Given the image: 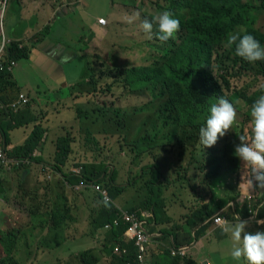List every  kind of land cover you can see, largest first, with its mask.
<instances>
[{
    "label": "trees",
    "instance_id": "obj_1",
    "mask_svg": "<svg viewBox=\"0 0 264 264\" xmlns=\"http://www.w3.org/2000/svg\"><path fill=\"white\" fill-rule=\"evenodd\" d=\"M165 1L169 3L167 10L180 21L177 39L170 42L172 49L167 55L157 58L152 62L153 64L146 66L113 68L110 64L107 65L101 56L91 55L88 52L86 56L90 57L84 73L80 81L69 88L68 96L64 98H68L66 101L63 99L47 101L46 106L38 114L29 111V105L18 113L12 112L10 108L8 111L6 107L0 111L4 117V120L0 121V129L3 128L6 121L5 117H11L8 128L23 130L27 135L24 144H19L12 150L5 148L8 159H28L37 165L45 166L47 174L50 171L60 173L58 176L55 174V180L48 185L45 182L42 185L38 176L37 183L29 188L28 178L31 166L5 167L0 164V174L4 172L13 177L8 180V192L3 199L17 198V195L21 194L18 199L21 200L24 207H28V214L34 213V221L38 220L35 224L36 227L47 228L48 235L52 231H58L55 227L62 225L63 220L71 211V206L68 204V199L71 198L67 195L69 184L74 185L83 180L105 184L106 187H112L109 193L114 200H117L118 195L126 191L124 188L120 190L115 185V172H108V165L103 162L98 164L93 161L81 164L82 175L68 174L69 172L65 171L73 163L75 157L82 153L77 143L82 138L83 131H89L92 127H101V134L93 137L101 138L104 143L107 135H110L113 125L106 123L103 119L104 117L110 119L112 111L108 110V113L105 105L99 106V103L94 102L96 97H101L98 95L99 92L113 93L116 87H122L135 96L146 99L148 96L152 97L151 105L134 108V114L152 113L153 115L151 127L155 131V135L148 141L151 144V149H140L136 143L134 149L138 155L142 151L152 153L157 158L156 161L160 159L158 156L161 155V162L164 165L169 154L177 151L181 157H186L188 151L199 143L190 139L196 131L205 125L210 106L216 103L219 97L223 96L228 99L234 104L237 113L241 112L235 103L240 98L248 100V97L238 92H232L227 96L225 92V88L229 90L232 87L231 83L234 77H239L242 73H251L264 82V61L249 63L235 54L234 46L230 47L227 44V37L230 33H240L241 36L251 34L264 48V33L258 27L261 17L264 16V0H186L187 6L181 0ZM11 2L19 5L17 0H11ZM162 3L163 0H157L155 4L159 11H162V7H164ZM122 6L125 7L123 4ZM143 16L149 17L153 22L156 17L147 14ZM49 28L50 26L39 35L41 33L47 35ZM37 37L42 40V37ZM171 40L172 38H170ZM8 48L9 57L20 61L21 58H28L33 47L20 48L19 44L12 43ZM0 80L8 81L10 85L16 84L8 72H0ZM8 89H12V86H9ZM260 95L261 92L256 94L248 106L251 107ZM3 104H7V102L3 100ZM121 112L118 110L116 113L120 116ZM25 113L29 114L28 118L21 121V116ZM28 124H32L29 136L24 126ZM85 126L88 128L85 129ZM5 132L7 135L5 146L8 147L9 135L6 130ZM91 133L94 132H88L90 138ZM117 134L119 133H115V135ZM227 134L226 137H229ZM167 136L174 137L171 143L165 142ZM114 140V137H109L110 142ZM95 143L100 145L99 141H95ZM107 147L101 146V149ZM39 149L42 151V155L36 153ZM99 149L100 147L95 151V155ZM208 150L207 160L202 164L205 171L207 170L208 180L218 178L222 170L233 169L237 164H240L234 154L228 158V161L222 162L216 150L212 148ZM81 165L77 164V166ZM137 166L141 167L140 175L142 177L150 173L152 176L148 182L150 189L147 198L139 199L141 206L139 209H132V213L135 212L139 217H142L143 213H147L148 216L142 217L141 221H144L143 227L148 230V234L161 242L171 243V247L165 246L166 250L160 247L163 256L156 257V264H199L188 256L181 254L173 256L171 252L174 249L182 252L199 241L214 223V220L209 219L210 217L219 215L233 220H237V217L242 220H250L252 217L264 219V193L256 194L250 200H246V198L243 200V195L232 199L222 198L217 200L212 208L207 204L200 206L199 201L204 196L198 195L197 198L191 200V213L186 216V224H183L182 220L185 216L182 215L189 210L187 197L179 191L171 193L166 182L160 181L161 167L156 162L150 165L140 163ZM26 172L28 175L23 178ZM1 182L3 180L0 177V186H2ZM129 184L130 187H134L133 181ZM103 187L106 188L104 185ZM116 188L118 192L114 190ZM70 192L80 193L73 189H70ZM51 195L55 198L54 207ZM228 205L232 210V216L229 213H227L228 216L224 214ZM8 207V210L2 214L11 215L12 212H15L11 205ZM75 208H72V213ZM222 209L224 210L222 211ZM117 215H120L117 208L111 204H104L96 220L97 230H103L106 224L113 223ZM171 216H182L181 224L176 229L166 228L170 225ZM47 217L52 221L49 228ZM153 224H155L154 228L151 227ZM127 227L128 224L121 223L120 227L107 232V243L104 249L106 254L112 256L117 264H125L128 257L135 258L137 252L134 243L128 241V237L125 235ZM155 229H157L156 232ZM3 231L0 230V244L4 247L5 255L0 258V264H24L19 262L18 255L21 250L27 256L26 258L32 254L29 238L27 235L25 236L24 243L16 253L19 246V242L16 241L17 236L10 235L12 234L10 232L1 234ZM117 245L126 250L129 249V256L125 255L121 258L114 256V249ZM33 258L39 261L37 252H34Z\"/></svg>",
    "mask_w": 264,
    "mask_h": 264
},
{
    "label": "rangeland",
    "instance_id": "obj_2",
    "mask_svg": "<svg viewBox=\"0 0 264 264\" xmlns=\"http://www.w3.org/2000/svg\"><path fill=\"white\" fill-rule=\"evenodd\" d=\"M66 2L68 0H60L59 6L61 7ZM114 2L125 6L123 13L116 15L114 17L116 19L113 21L109 22L107 20L108 25L104 28V32L100 33L102 38H99L100 30L94 29V26H97L95 19L98 16H103L105 19L112 17ZM156 2L157 0H75L70 7H64L62 11H65L53 20L47 35L45 33L39 35L40 32L29 33L30 43L34 40L40 41L37 39V36H40L42 37V42L46 43L49 41L54 49L67 52L72 57L64 65V70L68 72L69 81H80L90 57L86 56L88 52L91 55L101 56L102 59H105L106 64H110L113 68L150 65L157 58L167 55L172 49L170 42H174L177 39V33H175L171 41L169 39L167 42H161L158 39L159 30L155 22L153 23L151 39H148L139 27L143 19L147 18L150 20L149 17H144V14L157 17L160 13L169 11L167 10V6H169L167 1L163 0L162 4L164 7H162V11L155 7ZM181 2L185 6L188 4L186 0H181ZM15 9L16 7L13 6L10 14H13ZM137 12L140 14V19L135 22H129ZM8 13L9 11H7L3 20L5 35L8 33L9 27L16 22L15 18H8ZM45 24H39L37 20L30 27H33L35 31H39L38 27L42 26L41 30H44ZM258 27L264 33V16L261 17ZM27 47H33V44ZM19 60V77L23 84L22 89L25 92L29 93L33 98H37L52 89V87L47 86L48 81L41 79L44 77V73L37 63H31L27 58ZM263 83L262 79L254 77L251 73H242L239 77L232 79V87L229 90L225 88L227 96L232 92H238L243 96H247L248 100L240 98L235 103L241 109V112L237 113L236 122L227 134L229 137L225 135L219 138L218 142L211 147L217 151L222 162L228 161V158L233 156L235 145L240 143L239 135H244L249 140L251 139V117L248 105L256 94L260 92L261 95L264 94ZM15 89H18V86ZM106 92L108 91L99 92L98 95L101 97H96L94 102L99 103V106L105 105L106 112L108 110L112 111L110 119L106 117L103 119L106 123L113 125L110 135H107L104 143L101 138L93 137L101 134V127H92L89 130L94 132L91 133V138L88 136L89 131H83L82 138L77 143L82 153L80 156L75 157L73 163L65 170L69 172L68 174H73L75 170L81 169L77 164L81 165L93 161L98 162V164L103 162L108 165V172H115V185L120 190L121 188L126 189L125 192L127 193L122 198H127L128 202L132 203L134 202V194H136L137 201L147 198L150 189L148 182L152 176L150 173L142 177L140 175L141 167L137 165L140 163L150 165L156 162L161 167L160 181L166 182L171 193L179 191L187 197L189 210L182 215L185 216L184 220H182L183 224H186V216L191 213V200L197 198L198 195L204 196L199 201L200 206L207 204L212 208L214 203L222 198L232 199L243 195L250 200L256 194L264 193V189L258 188L254 179L253 188H249L248 181L251 178V172L249 166L244 165L239 158H237V161L240 164H237L235 168L226 171L222 170L218 178L208 180L207 170L205 171L202 164L207 160L208 149L211 148H204L200 143L192 147L186 157H181L177 151L169 154L166 157V165L161 162V155L158 156L160 158L158 161H156L157 158L152 153L147 151H142L138 155V152L134 149V144L136 143L140 149H151V144L148 141L154 137L155 131L151 127L152 113L134 114V108L142 105H151L150 100L152 97L148 96L146 99L135 96L122 87H116L113 93ZM60 95L63 97L66 93L61 92ZM50 99L55 98L51 97ZM67 99H63V101ZM109 106L111 107L109 108ZM118 110L122 111L120 116L116 113ZM84 128L87 129L88 126ZM15 133L20 136L19 144H21L25 137L24 131L15 129ZM115 133L119 134L115 135ZM110 136L114 137L115 140L110 142ZM165 138L166 143H171L174 139V137L169 136ZM190 140L199 142V131H196ZM95 141H99L100 145L98 146ZM101 146L108 147L101 149ZM99 147L100 149L95 155V151ZM36 169L37 166L34 167V171ZM49 169H51L50 166ZM3 174L4 178L13 179L11 174ZM55 174L56 176L60 175L59 172L55 173L54 171H50L47 174L45 166L41 167L39 169L40 183L42 185H44V182L46 185L51 184L56 178V176L54 177ZM131 181H133L134 187H130L129 182ZM34 183L35 181L31 180L32 185L28 183V187L31 188ZM101 185L106 187L105 184ZM68 188L67 195L71 198L68 199V204L71 206V211L63 220L64 223L55 227L58 231H52L50 235H48L47 228L36 227L35 224L38 220L34 221V213L28 214V207H24L21 200L18 199L21 194H18L17 198L10 197L9 200L5 199L6 205H11L15 212H12L11 215L0 214V230H4L1 234L10 232L12 233L10 235L17 236L16 241L19 242V246L16 253L24 243L26 235L32 245V254L28 258L21 250L18 255L19 262L24 264H34L35 262L38 264H117L112 256L106 254L104 249L107 243V232L96 228L97 217L104 205L102 200L99 199L95 192L85 191L75 194L70 192V187ZM106 188L110 190L112 187L108 186ZM114 190L118 192L117 188ZM1 191L2 189L0 188ZM54 199V196L51 195L53 207L55 206ZM118 199L119 197H117ZM117 200L115 202L118 205L121 203L124 208L123 201L120 200L118 203ZM72 208H75L73 213ZM46 209L48 210L47 206ZM182 216H171L172 220L169 222L170 225L168 227L178 228V225L181 224ZM47 219L49 220V228L52 221L49 217ZM228 222L235 224L238 221L228 220ZM246 231L250 233L264 231V225L257 226L251 223L246 228ZM44 240L46 241L43 243ZM64 240L65 242L63 243ZM207 241L206 244L203 243L198 247V249H202L203 252L209 255L205 257V260L201 261L202 264H205V262H208V264H247V261L243 258L240 261H234L231 258L230 253L233 241L230 235H228L227 239L220 240V234L213 233ZM160 242L154 244V250L150 254V264H156V257L163 256L160 247H163L164 250H166L165 246L171 247L169 242L164 243V241L163 244H160ZM4 251V247L0 244V258L5 255ZM34 252L38 253L39 261L33 258Z\"/></svg>",
    "mask_w": 264,
    "mask_h": 264
},
{
    "label": "clouds",
    "instance_id": "obj_3",
    "mask_svg": "<svg viewBox=\"0 0 264 264\" xmlns=\"http://www.w3.org/2000/svg\"><path fill=\"white\" fill-rule=\"evenodd\" d=\"M10 2L11 0L9 1V4ZM99 19H98V24H99ZM139 19H140V14L137 12L130 19L129 22H135L136 20H139ZM154 22L158 25V30H159L158 39L161 42H167L180 29L179 19L174 18V14L169 11H164L160 13L157 17H155ZM154 22L145 18L142 20V22L139 25V27L141 28V30L143 31V33L148 39L152 38ZM107 25H108V21H107ZM106 26H102V27H106ZM0 28L2 31V32L0 31V39L3 40L5 39L4 34H3V23H2V26L0 24ZM11 44L7 43V57L9 59L11 58L9 57L8 46ZM227 44L230 47L234 46L235 54L241 59L249 63H255L257 61H264V48L261 47L259 41L251 34H244L241 36L240 33H230L227 37ZM12 60L18 63L16 59H12ZM13 71L8 72V73L12 74ZM2 73H5V72H2ZM22 94L27 97L26 94L20 93L15 100L7 104H3V101H2V103H0V111H2L6 107L7 110L10 108L12 112L18 113L21 109L26 108L28 105L30 106L31 100L27 97L28 103L25 106L20 107L17 111L11 108V105L17 102L19 100L20 95ZM236 117H237V111H236L234 104L230 102L228 99L224 98L223 96L219 97L217 102L213 103L210 106L209 115L206 118L205 125L199 129V143L203 145L204 148L213 147L218 142L219 138L224 137L232 129L233 125L236 122ZM250 117H251V121H250L251 139L249 140L244 135H239L238 139L240 143L235 145L233 154L234 156L239 158L243 162L244 165L246 164L249 166V169L251 172V178L248 181L249 187L253 188V179H254L257 182V187L264 189V94L260 95L255 100V102L251 105ZM0 148H2L5 153H6L5 148L11 150L9 147H6L5 145H0ZM6 158H8L7 153H6ZM16 160H19V159H16ZM25 160H28V159H25ZM9 161H12V160H9ZM32 165H33V162L29 166H32ZM12 166H16V165H12ZM21 166H16V167H21ZM78 167L81 168V174L79 175H82L83 167L81 166H78ZM3 173L4 172H2L1 174L3 176V179H2V176L0 177H1V180H3L4 182V183L2 182V186L4 188L5 186H9L8 182H6L9 179L4 178ZM73 174L78 175L75 172H73ZM88 182H92V181H88ZM87 191H91V190H87ZM7 192L8 190H5L4 188V195L2 196V200L4 201L5 199L3 198L4 196H6ZM82 192H85V191H82ZM97 196L99 195L97 194ZM99 198L101 199L100 196ZM244 199L245 197L243 198V200ZM102 202H104L105 205H107L108 203L107 200L105 201L102 200ZM116 205L119 206L117 203ZM119 207L127 212L132 213V211L128 209H124L122 206H119ZM229 207L230 205H228V208ZM223 210L224 209H222V211ZM209 219L214 220V224L216 226H222V231L225 234L230 235V238L233 241L232 250H231L230 255L234 261H240L243 258L244 260L247 261V264H264V231H256L255 233H250L246 231V228L249 227L251 223H255L256 225H264V219H256L255 217H252L250 220H242L240 217H237L238 222L235 224H230L228 220L230 221H237V220L224 218L219 215L210 217ZM113 223H108V224H113ZM108 224H106L103 228V230L106 232H109L113 230L114 228L119 227V226H115L111 230H106L105 227ZM146 232L148 233V230H146ZM150 238H151V244H150V249L147 254V264H150L151 259H150L149 253L153 249L152 245L154 243V238H152L151 236ZM189 249L182 251L183 254L181 255L187 256V251ZM173 251H175V249ZM173 251L171 253H173ZM177 255H173V256H177ZM114 256L119 257L115 253H114ZM128 258H131V257H128ZM205 263L208 264V262H205Z\"/></svg>",
    "mask_w": 264,
    "mask_h": 264
},
{
    "label": "crops",
    "instance_id": "obj_4",
    "mask_svg": "<svg viewBox=\"0 0 264 264\" xmlns=\"http://www.w3.org/2000/svg\"><path fill=\"white\" fill-rule=\"evenodd\" d=\"M19 2V5H15L13 2H10L9 4V13H8V18H15V23L9 27L8 33L5 35L4 33V21H3V34L5 39L8 41V43H17L19 44L20 48L27 47L31 44H33V48L31 52L29 53L28 60L32 63L35 62L37 63L38 67L43 71L44 77L41 78L42 80L48 81L47 86L52 87V89H49L47 92L44 93V95H40L37 98H33L29 93L25 92L22 89V81L19 77V69L18 65L20 61H17V66L14 69L12 75V79L16 83L15 85H10L8 81L5 80H0V103H2L3 100H5L7 103L15 100L20 93H24L27 95V97L31 100L30 103V108L28 109L29 111H32L33 113H39L45 106L47 101H57L64 99L68 96L69 93V88L77 84L78 82L76 81H69L68 77V72L64 70V65L71 60V56L67 54V52L63 50H57L54 49L53 46L51 45V42L47 41L46 43L40 41H32L30 43L31 39L28 36L29 33H34V32H42L41 27L39 26L38 30L35 31V29L30 27L31 24H34L37 20L39 24L46 23L45 24V29H47L48 26L51 25L53 20L62 12V9L64 7H70L71 4L75 0H68L65 4H62V6H59V1L60 0H17ZM116 3V4H115ZM113 4L114 7V13L112 14V17H107L106 19L110 22L115 20L114 18L116 15H121L123 13V6L121 3L115 2ZM121 4V5H119ZM15 6V12L13 14H10V11L12 7ZM58 7V8H54ZM99 18H104L103 16H98L95 19V22L97 23V26H94V29L99 31V38H102L100 36V33L104 32V28L101 25L98 24V19ZM100 28V29H99ZM43 30V31H44ZM33 40V39H32ZM1 39H0V44H1ZM67 50V49H66ZM78 54V52H77ZM72 55V54H71ZM76 55V54H75ZM79 55V54H78ZM73 56V55H72ZM70 58V59H69ZM9 86H12V89H8ZM18 89H13L17 88ZM64 92L66 95L61 97L60 93ZM51 97H54L55 99H50ZM27 110V111H28ZM28 113H25L24 115L21 116V121L26 120L28 118ZM0 121L4 120L3 115L0 114ZM11 117L7 118L5 117L6 121L3 124V128L0 129V145H6L7 143V135L5 130L7 131L9 135V145L8 147L12 150L14 147L18 146L20 143V136L15 133V130L12 129L11 127L8 128V123ZM42 118V117H41ZM27 131V134H29L32 131V124L24 125ZM27 140V135L25 134L24 139L21 141V145L24 144V142ZM38 154L42 155V151L39 149L37 150ZM37 154V155H38ZM37 166L36 171H34V167ZM42 166L40 164H36L33 162V165L31 166V170L29 173V178H28V183L29 185L31 184V180H34L35 185L38 181V176H39V169ZM28 173L26 174L27 177ZM0 176H2L0 174ZM3 179V176H2ZM8 181V180H7ZM2 183V182H1ZM4 183V182H3ZM2 191L0 192V214L3 212H6L8 210V206L6 205V202L2 200V196L4 195V190L3 186ZM5 190H8V186L4 187ZM127 192L122 193L121 195H118L119 199L117 202L119 203L120 200L123 201L124 203V209H128L132 211V209H139L141 206V203L139 200L137 201V198L135 197L136 194H134V202L130 203L128 202V199L122 198L124 197ZM263 194V193H261ZM119 206H122L121 203H119ZM123 207V206H122ZM232 214V210L230 208H227L226 211L224 212L225 216H228V214ZM227 218V217H224ZM152 228L155 227V224L151 226ZM168 228V226L166 227ZM155 232L157 229L154 230ZM151 232V231H150ZM152 233V232H151ZM213 233H219L220 234V240H225L228 238V234H225L222 231V226H216L214 223H212L209 231L205 234V236L201 237V239L196 242L193 247H191L187 251V256L191 257L194 261H198L199 263H202L201 261L205 260L206 256H209L207 253L203 252L202 249H198L203 243L206 244L209 240V236ZM158 236V235H157ZM152 237V236H151ZM157 238V237H156ZM160 242V240L154 239L153 247L154 244ZM164 242V241H163ZM163 242H160V244H163ZM168 241H165L166 243Z\"/></svg>",
    "mask_w": 264,
    "mask_h": 264
},
{
    "label": "built area",
    "instance_id": "obj_5",
    "mask_svg": "<svg viewBox=\"0 0 264 264\" xmlns=\"http://www.w3.org/2000/svg\"><path fill=\"white\" fill-rule=\"evenodd\" d=\"M10 0H0V24L2 26L4 16L7 12ZM99 24L102 26L107 25V20L105 18L99 19ZM2 32V31H1ZM7 41L2 40L0 44V71L2 72H12L17 66L16 61L9 59L7 57ZM28 103V99L25 95H20L19 100L11 105V108L17 111L20 107L25 106ZM0 163L10 167L12 165L21 166V165H31L32 162L25 159L12 160L9 161L6 158V153L2 148H0ZM76 174H81V169L74 171ZM68 186V185H67ZM69 187L77 192L91 190L97 193L103 201L107 200V204L113 205L118 209L120 215H117L116 221L113 224H108L105 229L111 230L115 226L120 227V223L128 224L125 235L128 237V241H133L137 249L135 258H128L125 264H147V254L150 249L151 238L143 227L144 221H141L142 217H147V213H143L142 217H139L136 213H130L119 206L116 205L115 201L111 198L108 189L104 188L101 184L96 182L81 181L74 185H69ZM114 253L119 257L129 256V249L126 250L120 245H117L114 249ZM173 255L183 254L177 250L173 251Z\"/></svg>",
    "mask_w": 264,
    "mask_h": 264
},
{
    "label": "water",
    "instance_id": "obj_6",
    "mask_svg": "<svg viewBox=\"0 0 264 264\" xmlns=\"http://www.w3.org/2000/svg\"><path fill=\"white\" fill-rule=\"evenodd\" d=\"M26 177V173L24 174V177L23 178H25ZM205 264H207V263H205Z\"/></svg>",
    "mask_w": 264,
    "mask_h": 264
}]
</instances>
